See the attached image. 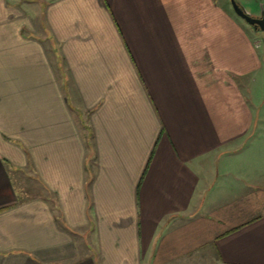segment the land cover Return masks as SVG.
I'll list each match as a JSON object with an SVG mask.
<instances>
[{
	"label": "crops",
	"instance_id": "1",
	"mask_svg": "<svg viewBox=\"0 0 264 264\" xmlns=\"http://www.w3.org/2000/svg\"><path fill=\"white\" fill-rule=\"evenodd\" d=\"M254 43L224 0H0V264H264Z\"/></svg>",
	"mask_w": 264,
	"mask_h": 264
},
{
	"label": "rangeland",
	"instance_id": "2",
	"mask_svg": "<svg viewBox=\"0 0 264 264\" xmlns=\"http://www.w3.org/2000/svg\"><path fill=\"white\" fill-rule=\"evenodd\" d=\"M225 6L231 11L234 16L240 21L245 32L256 42V47L260 51L259 57L262 60V67L257 71L256 78L253 79L251 86L257 98H264V30H256L248 24L243 18L238 16L233 10L230 0H224ZM247 9L254 15H259L264 8V0H239Z\"/></svg>",
	"mask_w": 264,
	"mask_h": 264
},
{
	"label": "water",
	"instance_id": "3",
	"mask_svg": "<svg viewBox=\"0 0 264 264\" xmlns=\"http://www.w3.org/2000/svg\"><path fill=\"white\" fill-rule=\"evenodd\" d=\"M231 5L238 16L243 18L256 30H264V8H262L260 15H254L239 1L230 0Z\"/></svg>",
	"mask_w": 264,
	"mask_h": 264
},
{
	"label": "flooded vegetation",
	"instance_id": "4",
	"mask_svg": "<svg viewBox=\"0 0 264 264\" xmlns=\"http://www.w3.org/2000/svg\"><path fill=\"white\" fill-rule=\"evenodd\" d=\"M260 15V14H259Z\"/></svg>",
	"mask_w": 264,
	"mask_h": 264
}]
</instances>
